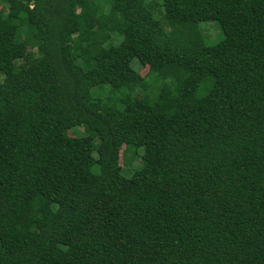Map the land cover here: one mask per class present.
<instances>
[{
    "label": "trees",
    "instance_id": "obj_1",
    "mask_svg": "<svg viewBox=\"0 0 264 264\" xmlns=\"http://www.w3.org/2000/svg\"><path fill=\"white\" fill-rule=\"evenodd\" d=\"M159 1L0 0V264H264V0Z\"/></svg>",
    "mask_w": 264,
    "mask_h": 264
},
{
    "label": "rangeland",
    "instance_id": "obj_2",
    "mask_svg": "<svg viewBox=\"0 0 264 264\" xmlns=\"http://www.w3.org/2000/svg\"><path fill=\"white\" fill-rule=\"evenodd\" d=\"M159 2H161V0ZM96 13H97V17L95 18L96 27L100 28V27L104 26L105 20H106V13L104 11L103 6L96 7ZM160 16H161V14H160ZM198 25H199V28L202 30V34L204 35V39H205L206 44L214 45V44H217L221 40L223 33H222V31H221V29H220V27L216 21L203 22V23H199ZM190 27H193L192 32L194 33V36H197L198 31H199L198 26L192 25V26L187 27V30L189 32L191 30ZM190 36H192V35L190 34ZM139 69H140V72L142 75H145L148 71V68H139ZM65 135L69 136V137H76V136H81V135L85 136V135H87V132H86L84 127H80V128H77L76 130L66 132ZM120 163H121V165H123V163H124L123 156H121ZM138 164H139L138 162L134 163L135 166H138ZM124 169L126 171L125 174H127V175H130V173L132 172V170L129 171L127 164L124 165ZM100 204H101V207L103 209L108 208L110 205L109 202H101Z\"/></svg>",
    "mask_w": 264,
    "mask_h": 264
}]
</instances>
